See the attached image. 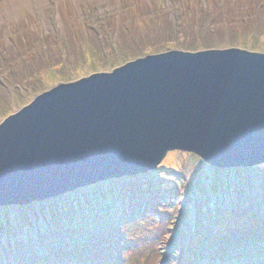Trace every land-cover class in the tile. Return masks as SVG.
I'll use <instances>...</instances> for the list:
<instances>
[{
	"label": "rangeland",
	"instance_id": "374dc122",
	"mask_svg": "<svg viewBox=\"0 0 264 264\" xmlns=\"http://www.w3.org/2000/svg\"><path fill=\"white\" fill-rule=\"evenodd\" d=\"M228 49L264 54V0H0V124L60 83L172 50ZM140 175L29 206L1 207L0 264H21V258L24 264H61L62 258L74 264L80 244L90 259L185 264L177 249L183 233L184 258L193 248L199 264H249L240 258L244 250L219 256L215 240L227 214L226 232L249 223L261 225L264 237V164L214 169L193 154L173 151L156 170ZM142 183L146 188L137 189ZM71 203L73 215L84 216L86 224L54 236L51 216L65 215ZM140 218L156 229L144 250L136 246L143 254L137 262L128 244L136 239L130 223ZM208 237L215 242L204 244Z\"/></svg>",
	"mask_w": 264,
	"mask_h": 264
},
{
	"label": "water",
	"instance_id": "95a60500",
	"mask_svg": "<svg viewBox=\"0 0 264 264\" xmlns=\"http://www.w3.org/2000/svg\"><path fill=\"white\" fill-rule=\"evenodd\" d=\"M173 151L264 164V54L172 50L37 95L0 124V208L152 172Z\"/></svg>",
	"mask_w": 264,
	"mask_h": 264
},
{
	"label": "trees",
	"instance_id": "16d2710c",
	"mask_svg": "<svg viewBox=\"0 0 264 264\" xmlns=\"http://www.w3.org/2000/svg\"><path fill=\"white\" fill-rule=\"evenodd\" d=\"M236 170V169H235ZM138 176V175H136ZM141 176V175H140ZM146 184V183H145ZM143 186H137V189H144L146 188L147 185H144V183H142ZM163 188V187H162ZM71 208L68 210V212L65 215H62V213L60 212H56L54 213L53 216H51V220H52V231L54 234V236H60V233L62 232H68L69 230H73L74 233H76L78 231V229H80L81 225L83 226V223L86 224V220L84 219V216L81 217L80 215H73L76 214L74 211V207L71 203ZM150 211L153 209L152 206H150ZM153 214H157L159 216L160 212L153 209ZM72 214V215H71ZM233 216V215H232ZM186 216L182 217L180 222L182 224L185 223V218ZM228 219V214L224 216L223 218V235L220 237L216 238V242H218L220 244V253L218 252L217 254L221 255H228V253L236 251V250H244L243 253L241 254L240 258H244V259H249V264H264V263H260L262 261H264V237H263V233L260 232L262 231V227L257 226V225H250L249 223L247 225H243V224H238L237 228H235V230H230L228 232H226V228H229V222H227ZM150 219L147 218L145 220H142L140 218L137 220L132 221V223H130V227H132V231H134L135 233V238L133 239L134 241H131L128 245L130 246H134L133 248L135 249L132 252V257H131V261L132 260H137L139 258H141L143 256V254H138V249L142 248L145 245V240H147V237L150 236L151 233H153V231H155V226L154 223H149ZM263 223V222H261ZM157 225V224H156ZM67 226L69 227V229H67ZM63 229V230H62ZM76 230V232H75ZM260 233H258V232ZM71 232V231H69ZM180 236V234H179ZM185 239V234H181L180 238H179V242L177 243V249L179 250L178 252V258L181 259L182 263L185 264H199L198 262L196 263L195 258L197 255L198 251H194V249L192 248L191 251L189 252V254L187 255V258H184V252L181 253V242ZM198 240V239H197ZM138 241H141L140 243H137ZM214 239L212 240L211 237H208L206 242H203L204 244H206L207 242L210 244L211 242H215ZM199 243H202V241H200V239L198 240ZM223 243H226V245H223ZM228 245V247H227ZM45 246V245H44ZM89 246V245H88ZM87 246V247H88ZM136 246H138L139 248H137ZM222 246V247H221ZM191 248V247H190ZM205 249L206 246H204ZM86 249V246L84 244H80L77 247L76 250V254H75V260H74V264H121V261L119 260V258L117 257H113V256H109V257H103L101 255H96L94 257V259H90L87 256H85L82 251H84ZM141 249V250H142ZM203 249V250H205ZM144 250V249H143ZM45 251V249H44ZM147 251V250H146ZM185 251V250H184ZM187 251V250H186ZM189 251V250H188ZM46 252V251H45ZM196 252V253H194ZM30 254H32V252H30ZM147 254V252H146ZM216 254V253H215ZM65 257V255L63 256ZM224 259V257L222 258ZM26 259L21 258V264H24ZM44 261L48 260V258L44 257L43 258ZM119 260V261H117ZM150 260L147 262V264H150ZM225 261H228V259H224ZM223 260V261H224ZM62 263L61 264H70L67 261H64V258H62V260H60ZM95 263H92L94 262ZM224 261V263H225ZM38 261H32L30 264H37ZM176 262H174L173 264H175ZM178 263V261H177ZM176 263V264H177ZM125 264H131V262H127ZM133 264V263H132ZM139 264V263H137Z\"/></svg>",
	"mask_w": 264,
	"mask_h": 264
}]
</instances>
